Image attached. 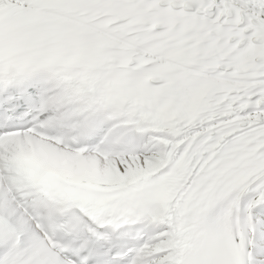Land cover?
Wrapping results in <instances>:
<instances>
[{
	"label": "snow or ice",
	"instance_id": "1",
	"mask_svg": "<svg viewBox=\"0 0 264 264\" xmlns=\"http://www.w3.org/2000/svg\"><path fill=\"white\" fill-rule=\"evenodd\" d=\"M0 264H264V0H0Z\"/></svg>",
	"mask_w": 264,
	"mask_h": 264
}]
</instances>
